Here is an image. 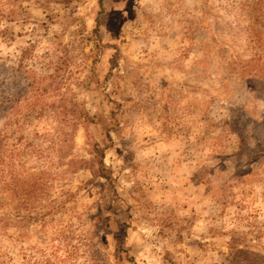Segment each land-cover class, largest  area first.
<instances>
[{"label": "rangeland", "instance_id": "rangeland-1", "mask_svg": "<svg viewBox=\"0 0 264 264\" xmlns=\"http://www.w3.org/2000/svg\"><path fill=\"white\" fill-rule=\"evenodd\" d=\"M263 82L264 0H0V264H264Z\"/></svg>", "mask_w": 264, "mask_h": 264}, {"label": "trees", "instance_id": "trees-1", "mask_svg": "<svg viewBox=\"0 0 264 264\" xmlns=\"http://www.w3.org/2000/svg\"><path fill=\"white\" fill-rule=\"evenodd\" d=\"M102 13H103L102 7L99 4V10L97 13V18L100 15H102ZM96 23H98V21H96ZM263 86H264V82H263ZM110 105H111V102L109 100V101H107V106L109 107V111L106 115L107 123L105 125H102V126L100 125V128L102 130V135H103L105 141L107 142V145L101 146L97 142L91 143L90 144L91 145L90 146V148H91L90 155H91L92 160L85 161V160L72 159L66 163V166L73 173L77 172L79 170H82V169H89L92 172L93 179H101V180L107 182L108 185L112 184V179L109 176V174L106 173V171L104 170L103 167H104V161L106 158V153L112 147L111 146L112 145V139H111L110 134L114 133V131L117 127V114H116L115 110H113V109L110 110V108H111ZM93 118L94 117L89 118V116H85L83 118V124L85 126V131L86 130L88 131V128H90V126H92L94 124ZM0 147H1V142H0ZM19 151H20L19 148L17 150H13L12 155L16 156V154H17V156H18ZM92 180H90V182Z\"/></svg>", "mask_w": 264, "mask_h": 264}]
</instances>
